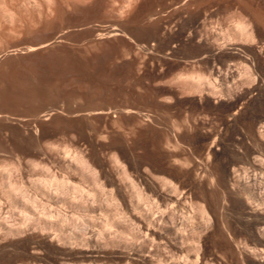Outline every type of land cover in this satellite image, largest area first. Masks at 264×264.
<instances>
[{"label": "rangeland", "instance_id": "rangeland-1", "mask_svg": "<svg viewBox=\"0 0 264 264\" xmlns=\"http://www.w3.org/2000/svg\"><path fill=\"white\" fill-rule=\"evenodd\" d=\"M0 264H264V0H0Z\"/></svg>", "mask_w": 264, "mask_h": 264}, {"label": "bare ground", "instance_id": "bare-ground-1", "mask_svg": "<svg viewBox=\"0 0 264 264\" xmlns=\"http://www.w3.org/2000/svg\"><path fill=\"white\" fill-rule=\"evenodd\" d=\"M83 161V160H82Z\"/></svg>", "mask_w": 264, "mask_h": 264}]
</instances>
